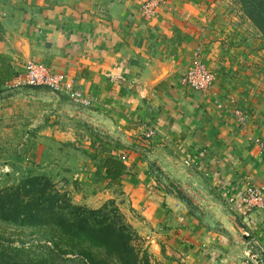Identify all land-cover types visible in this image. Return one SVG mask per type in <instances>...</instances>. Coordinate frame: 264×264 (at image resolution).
Returning a JSON list of instances; mask_svg holds the SVG:
<instances>
[{"label":"crops","instance_id":"obj_1","mask_svg":"<svg viewBox=\"0 0 264 264\" xmlns=\"http://www.w3.org/2000/svg\"><path fill=\"white\" fill-rule=\"evenodd\" d=\"M148 1L156 3L0 0V90L35 62L121 114L120 124L127 112L158 125L153 139L168 141L175 165L176 150L186 154L187 226L179 229L187 230L189 264H254L252 257L264 264V210L248 213L240 200L248 188L264 189V97L251 60L240 51L207 52L200 4L157 0L148 19L141 11ZM198 50L216 79L205 93L181 83ZM237 108L255 122L238 127L227 111Z\"/></svg>","mask_w":264,"mask_h":264},{"label":"rangeland","instance_id":"obj_2","mask_svg":"<svg viewBox=\"0 0 264 264\" xmlns=\"http://www.w3.org/2000/svg\"><path fill=\"white\" fill-rule=\"evenodd\" d=\"M193 1L202 6L203 25L209 27L211 48L207 52H242L251 60L257 87L262 90L264 38L245 13L244 0ZM155 2L150 3L157 8ZM198 52L202 54V50ZM202 60L210 70L203 56ZM261 90L260 99L264 97ZM84 97L80 104L64 93L33 86L6 87L0 93V190L31 177H44L51 182L52 191L66 196L75 207L98 210L112 202L139 235L137 245L147 250L152 264H189L187 230L179 229L187 226V166L182 164L186 154L176 150L181 160L175 165L172 149L165 146L168 141L153 139L158 125L127 112L122 125L118 122L121 114L116 118L110 115L114 113L111 109ZM232 101L236 103V99ZM218 106L224 109L222 104ZM227 111L241 129L255 122L256 116L248 110H242L241 122L235 111ZM143 126L151 129L143 130ZM110 155L128 166L127 179L118 185L106 179L105 163ZM0 232L15 247L31 248L29 257L46 254L39 246L41 236L32 230L0 223Z\"/></svg>","mask_w":264,"mask_h":264},{"label":"trees","instance_id":"obj_3","mask_svg":"<svg viewBox=\"0 0 264 264\" xmlns=\"http://www.w3.org/2000/svg\"><path fill=\"white\" fill-rule=\"evenodd\" d=\"M243 3L264 38V0ZM105 171L112 185L129 175L127 164L111 155ZM51 187L48 179L31 177L0 190V223L32 230L41 236L39 246L46 249L41 257H29L31 248L15 247L0 232V264H152L147 250L137 245L139 235L112 202L98 210L75 207Z\"/></svg>","mask_w":264,"mask_h":264},{"label":"built area","instance_id":"obj_4","mask_svg":"<svg viewBox=\"0 0 264 264\" xmlns=\"http://www.w3.org/2000/svg\"><path fill=\"white\" fill-rule=\"evenodd\" d=\"M150 2L153 1H148L141 7L143 16L148 19L156 16L155 4ZM214 82L215 77L213 73H211V70H208L204 65L201 52H196L191 67L181 80L182 85L197 92H208L212 89ZM30 86L46 88L57 93H64L76 103L82 104L84 102V93L73 86V82L69 80L66 74L54 73L49 67L43 64L35 62L28 63L25 72L15 76L7 84V87ZM234 115L240 122L244 119L243 111L238 108L235 110ZM248 119L243 123H247ZM260 148L264 154V143L260 145ZM240 200L248 213H252L256 210H264V189L250 188L246 193L241 195ZM252 259L254 260V264H260L255 257H252Z\"/></svg>","mask_w":264,"mask_h":264}]
</instances>
